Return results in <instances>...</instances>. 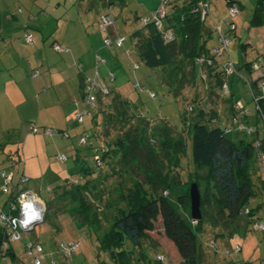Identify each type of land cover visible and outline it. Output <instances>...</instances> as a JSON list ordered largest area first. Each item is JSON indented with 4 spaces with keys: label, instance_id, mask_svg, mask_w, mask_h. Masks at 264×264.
<instances>
[{
    "label": "trees",
    "instance_id": "1",
    "mask_svg": "<svg viewBox=\"0 0 264 264\" xmlns=\"http://www.w3.org/2000/svg\"><path fill=\"white\" fill-rule=\"evenodd\" d=\"M169 1L163 27L148 21L137 29L131 36L133 49L147 66H162L170 85L174 86L177 92H182L187 87H198L199 79L208 102L219 104L225 91L231 92L229 69L237 71L232 62L231 68L227 63L223 67L220 62L221 56L228 49H224L221 37L227 34L230 43L235 29L230 27L229 31L225 32L222 27L216 26L218 39L215 46L209 47L208 41L213 38L214 32L206 22L209 14L202 18L201 11L198 10L207 0ZM209 1L211 6L212 0ZM234 2L238 3L237 0H228V5ZM160 7L161 5L152 13ZM253 20L257 25H264V0L260 1ZM168 35H173V38L169 39ZM56 43L58 42H55L54 46ZM219 47L223 50L217 54L216 49ZM64 49L55 50L65 52L67 49ZM98 57L101 58L99 62L104 61L102 56ZM252 63L245 62L244 66L255 73L258 68L254 69ZM260 67L262 68L258 71L264 72V63ZM112 74L115 77V73ZM85 78L81 84L82 98L85 97ZM258 81L255 78L251 86H257L259 89V93L254 94V103L256 112L264 120V88L263 83L258 84ZM94 93L97 98L95 105L101 106L103 111L108 107L111 113L102 119V132L95 129L93 134L81 135L80 140L86 137L87 141L79 144H88L94 150V156L98 155L99 158H96L94 167H83L79 177L66 178L65 184L61 185L57 192L55 189L52 191L60 198L65 197L58 201L59 205H64L67 201L72 205L71 216L78 220V228H91V214L95 215L94 220L98 227L101 226L103 216H110L106 222L108 224L111 220L109 228L102 236H98L99 250L108 252L109 257L107 260L98 258L96 264H156L151 252L160 249L159 247L165 249V253L157 251L159 254L156 260L159 262H166L168 258L172 264H204L207 251L198 242L203 231V219L226 231L234 226L242 211L248 215L249 222H257V219L264 221L258 216L255 208L248 207L251 197L264 194V163L261 161L264 159V132L262 137L261 126H258L256 121H249L246 104L243 105L244 110L241 113V100H233L231 103V124L226 122L209 126L202 118L195 120L192 134L193 162L196 167L206 171L205 177L208 178L205 190L202 191L200 181L204 175L198 174L196 169L190 171L189 178L184 174L189 167L183 162V157L187 154V143L183 137L174 140L165 135L159 146H156L155 137H146L132 125L129 117H126H132L130 114L133 111L128 100H124L120 94L112 95L110 89L108 92L96 89ZM122 114L125 120L122 119ZM212 116L213 120L217 119L214 114ZM242 119L245 120V130L239 127ZM30 126L31 132H41V126L35 123ZM34 126L38 127L37 131H34ZM61 132L64 136H69L67 131ZM51 133L57 134V131L51 129ZM116 135L119 136L113 137ZM94 139H100V142L94 143ZM65 157L67 158V155ZM22 162L21 159L13 160L15 165H22ZM2 171L6 172L7 176L14 173L8 192L3 189L6 178L3 174L1 183L2 192L10 193L11 196L4 205L0 204V208L10 214L7 204L16 200L21 191L30 190L26 183L28 177L24 172L20 174L19 170L17 173L13 169L9 172ZM24 177L27 179L23 182ZM194 180L200 187L203 212L202 219L196 222L192 218L190 199V185ZM68 186H72V190H68ZM16 213V210L11 212L12 215ZM102 213L105 214L101 216ZM159 220L165 246L158 237L152 236L158 235L159 230L156 228ZM0 228V254L4 256L12 253L13 240H10L11 229L6 219L0 220ZM19 239H24L23 232ZM4 241L8 243L6 249L2 248ZM63 242L71 246L77 243L78 249L83 245L79 241ZM30 243L36 246L41 244L44 253V245L37 239L28 240L25 250ZM62 244L61 251L64 249ZM159 256L164 259L160 260ZM44 258L45 253L40 264H43ZM235 264L250 262L240 260Z\"/></svg>",
    "mask_w": 264,
    "mask_h": 264
},
{
    "label": "rangeland",
    "instance_id": "2",
    "mask_svg": "<svg viewBox=\"0 0 264 264\" xmlns=\"http://www.w3.org/2000/svg\"><path fill=\"white\" fill-rule=\"evenodd\" d=\"M30 1H37V4H35V10H40L38 15H41V12H44L42 9L51 10L52 8H70L72 13L69 14L70 17L66 16L65 19H62L63 23L59 24L60 26L58 28L57 34L59 37L67 38L71 42L76 41L77 37L80 35V30L83 29L77 28V25L81 24L79 18H76L78 17L77 11H80L82 6L96 5L94 1L101 0ZM112 1L115 2V0ZM121 1L126 4V7L123 9V11L117 4L116 7H114V13L108 12L113 15L114 19L117 18L118 21L109 26L107 29H103L102 27L100 31L98 30L99 33L97 35H93V37L96 36V41L102 39L100 44L104 45V52L99 54L96 52V50L95 52L93 51L94 54L96 53L95 57H93L91 53L90 58L87 59L88 61H84L85 71L80 70L82 69L80 67L82 58L79 55L82 54V50H76V60H72L67 52L64 54L65 52L54 51L50 57V63L57 64L58 71L62 72L64 69L67 71L68 62L73 64L72 66L74 75L75 73H77V75L83 73L84 77H97L99 81H104V83L108 85L112 95L115 96V94H120L124 100L129 101V104L132 106L133 111L135 112H131L130 115L132 117H126H129L128 120L132 122V125L134 124L136 128L145 134L146 137H155V142L157 143L156 146H159L160 140L164 139L165 135H167L169 138H173L174 140L181 139V137H183L187 143V154L183 157V162L185 163V166L189 167L184 174L189 178L190 171H194V169H196L198 174L204 175L200 181V187L202 188V191H204L205 185L208 181V178L205 177L206 171L196 167V164L193 162L192 134L194 131L193 127L196 122L195 120L202 118L203 121L209 126H218L221 124H226V122L231 124V121L229 120V118L232 116L230 110L232 106L231 103L233 100H241L242 104H239V108L242 111L241 113H243L244 110L243 105L246 104L247 117L253 121H256L258 126H261V133L264 132V120L262 119L261 115L256 112V103H254V94L259 93V89L257 86H251L254 81L252 78V72L250 69L245 68L244 66L245 62H253L252 67H254V69L255 67H259L258 69L262 68L260 66H262L264 63V25H252L251 18L253 16L254 9H252V12H249L250 4H248V0H245V5L247 4V8L241 7L238 3V8L240 10L234 16L230 9L231 5H228L227 0H212L210 6V8L212 7V13L210 12L206 21L208 25L212 28L215 27V21L211 16L214 17V13H216V19L220 27H222L220 23H223V18V20L225 19L227 21L230 29L232 18V20L235 21V32L237 33L236 37L231 36V41L227 44L228 49H226V53L221 56L222 58L220 60V62L223 63V67L224 64L227 63L229 68H231L232 62L237 68L236 72L228 71V80L232 93L225 91L226 93L221 98L219 104H213L210 101L208 102L205 90H203V86H201V81L199 79L197 82V85H199L198 87H187L182 92H177L175 87L170 85L168 78H166L165 69L162 66H147V64L139 58L135 49L132 47V33L135 32L136 28L144 26L145 16L153 14V10L162 5V1ZM9 7H11L10 9H16V11H18V9H21V11L30 10V8L27 6L18 3V1ZM90 9H92V6ZM137 14H139L140 18L136 17ZM52 17H54L53 20L55 21L54 23L52 22L53 24L50 25L49 28L51 31H54L56 30L55 28L57 25V19L61 18V14L53 13ZM119 17L121 18L118 19ZM65 23H69L70 27L66 28L64 25ZM88 27L90 29L93 28L92 23ZM112 27L114 30H116L115 32L112 30ZM101 31L104 35L102 38ZM53 36L54 37L52 40L58 38L55 33ZM113 36L116 37L113 38ZM105 37L110 38L113 43L106 45ZM119 38H123L124 40L123 44L121 45L118 44ZM217 39V33L214 32V37L208 41V46H215ZM57 42H59L64 48L65 46L68 47L67 44H62L61 40L59 39ZM82 43L83 41H81V45ZM93 48H97V46ZM99 55L107 56V63L104 61L99 62ZM137 65L138 67H136ZM258 69L256 70V78L259 80V84L262 83L260 79H263V76L262 71H258ZM69 71H71V68ZM111 73L116 74V78H114L113 81H111ZM67 80L63 79V81H60L58 87H60V90L63 91V94L66 96L70 95L73 91H76L75 98L78 100L73 99V97H71L72 95H70L68 98H64L66 100L57 110H55L56 122L62 125L57 126L58 129H53L50 128V126H46V128H42L41 132L39 133L31 132L24 135L22 140H19V142L18 140L16 141V139L19 138H17L15 135H12L11 137L14 136L13 139L16 142L11 144V146L8 145V147H13V155L15 156L16 160H23L22 170L29 167L31 170L36 172L37 167H39L40 171L43 172L42 174H36L35 176L30 174L28 175L32 178L29 182L30 186L32 188H35V186L38 187L37 193H39L42 199L45 201L44 205L46 206V213L44 215L45 218L42 222L36 225L34 231L31 230L23 232L24 239L13 240L16 242L14 244V248L17 251L19 257L18 263L27 262L28 258L33 256V254L29 251H23V249H25L26 242L32 239H41L44 242H46V240L53 239L54 243L51 242V252L50 250L47 251V248L45 247V253L48 256V259L53 258L56 264H96L98 263V258L99 260H107L109 257L108 252L105 250H99L100 239H98V236H102L109 228L108 224L110 225L111 220L108 221V224L106 222L108 219H110V216L105 218V216H103L105 213H102L101 216H103V220H101V226L98 227L97 222L94 220L95 215L91 214V228L88 229L86 226L85 229L78 228L77 223L71 222V218L73 219L75 217L71 216L73 214V210L72 205L68 204L69 201H67L68 203L65 202L67 204L64 203L65 207L62 205L63 203L60 205L58 204V201L64 196L60 198L58 195H56V192L61 185L65 184V179L70 178L71 176H80L81 170L78 167L79 165L77 164L75 157L77 152L80 151L81 155L87 154L89 157L88 165L90 167H94L96 165V156H94V150L89 147L88 144L84 146L79 144L81 135H86L87 133L93 134V128L102 132V119L105 115H110L111 113L108 107L107 110L105 109L103 111L101 106L87 104L86 100L82 98V92L79 90L81 87L79 86V82L76 83L74 80V82L71 80L68 82ZM72 104L76 106V110ZM69 106L73 107L74 110L72 111L68 109V122L62 116V114H66L64 108H69ZM213 114L217 116L216 120H213ZM81 115L82 117L80 118ZM121 116H123V114ZM122 119L125 120V117L123 116ZM236 122L237 120H235V123ZM244 122V119L239 122L242 130H245ZM51 129L56 130L57 134H52L50 131ZM61 131H67L69 136H64L61 134ZM1 133H3V135H1ZM1 133L0 137L2 139L7 137L6 132ZM28 136H31L32 139L34 136H36L37 139L40 138L38 139L39 143H36L37 141L35 138L34 140L29 141L30 146H25ZM118 136L119 135L113 137L117 138ZM246 137L248 138V135H246ZM56 140L58 144L55 143ZM93 141L96 143L97 140L94 139ZM24 147L27 148L26 154L24 153ZM37 149L44 152L42 158L36 155ZM0 152L2 153V151ZM19 152L21 153L20 157L18 156ZM1 153L0 159L2 157V166H4L3 168H5V171L9 172L13 166L10 164L8 165L6 161L3 162V157L6 155L2 156ZM63 154L67 155L66 159L61 158L60 155ZM261 161H263V159ZM194 179L196 180V177ZM49 188H51V191L48 190ZM68 188V190H72V186H68ZM52 189H55L56 192L52 191ZM25 191L31 190L25 189ZM37 193L35 194L37 195ZM10 196V193L7 194L0 190L1 204L4 205L6 202H8ZM248 207L255 208L258 216L264 219V194L251 197ZM235 221L236 222L233 224L234 226L231 229H227L226 231L221 227L212 226L210 222H208L206 219H203V231L200 233L198 242L202 245L207 244V246H209L208 249L211 250L210 256L212 255L214 258L216 256L215 251L218 247L219 249H227L230 251L231 254L228 256L231 255L236 260L240 261L244 260V258H247V261H249L250 264H264V230L261 229L263 220L257 219V222H249L248 215L242 211ZM157 224L158 225L156 229L159 230L158 235L152 234V236L158 237L164 245V236H162V224H160V220ZM232 233L234 235L230 236ZM63 241H67L69 243L79 241L83 245L74 251L65 252V250H60V245ZM214 244L217 245V247L214 246ZM19 246H23V249H21ZM159 248L160 249L151 252L153 258L155 259L157 258V251L160 253H165L164 248ZM1 256L2 255H0V258H2ZM159 259L162 260V258ZM166 259L167 264L171 263L170 259ZM9 261H12L11 257H9ZM166 262H163V264H166Z\"/></svg>",
    "mask_w": 264,
    "mask_h": 264
},
{
    "label": "crops",
    "instance_id": "3",
    "mask_svg": "<svg viewBox=\"0 0 264 264\" xmlns=\"http://www.w3.org/2000/svg\"><path fill=\"white\" fill-rule=\"evenodd\" d=\"M17 1L18 3H21L27 6L28 8H30V10L21 11L20 9H18V11H16V9H10L11 7L9 6L13 5V3H16ZM237 1L241 7L247 8V4L245 5L246 2L245 0H237ZM248 1H249L248 4H250L249 12H252V9H254L253 16L251 18L252 25L254 24L255 26H262L255 24L253 20V17L256 11L258 10V6L261 0H248ZM94 3L96 5L82 6L80 11H77L78 17L76 18H79L81 22V24L77 25V28H83V29L80 30V35L77 37L76 41L70 42V40H68L67 38L59 37L57 34L58 28L60 26L59 24L63 23L62 19L63 18L65 19L66 16H69V14L72 13V11H70V8L68 7L52 8L51 10L42 9L44 10V12H41V15H38V13H40V10H35V4H37V1L33 2L30 0H0V133L6 132L7 135V137L3 136L5 137L4 139L0 137V151H2V153L1 152L0 153L2 154V156L6 155L5 157H3L4 158L3 162L6 161L8 165L9 164L12 165L13 167L12 166L11 167L16 173L19 170L20 174L24 172L27 175L28 177V180L26 181V183L28 184L27 186L31 191L35 193H37L38 187L35 186V188H32L30 186L29 182L31 181L32 178L28 174L35 176L36 174H42L43 172L40 171L39 167H37L35 172L31 170L29 167L25 168V165H24L25 169L22 170L23 164L15 165L12 162L13 160L16 159L15 156L13 155L14 149L13 147H8V145L11 146V144L15 143L17 140L19 142V140H22L24 135L31 133V128H30L31 123L33 124L35 123L38 126H41L42 128H46V126H50V128L53 129L54 128L58 129L57 126L62 125L56 122L55 110H57L66 100L64 98H68V96L70 95H72L71 97H73V99H77V98H75L76 91H73L70 95L66 96L63 94V91L60 90V87H58V85L60 84V81H63V79L64 80L68 79L67 80L68 82L69 80H71L72 82L75 81L76 83L79 82V86H81L83 82L84 74L80 73L79 75H77V73H75L76 75L75 76L73 74L74 73L72 66L73 64H70L68 62H67L68 64L67 71L64 69L62 72L58 71L57 64L50 63V57L53 54V52L56 51L54 48V43L57 42L59 39L61 40L62 44L65 45L67 44L68 47L65 46L67 50L65 51L64 54H66L67 52L70 58H72V60L77 59L75 56L77 52L76 50H82V54L79 55L82 58V63H83L80 64V66L82 65V69L80 70L85 71L84 61L86 62L88 61L87 59L90 58L91 53L92 56L95 57L96 54V53L94 54L95 50L99 54H101V52H104L103 50L104 45L100 44L102 40L101 38L104 37L102 31L100 38L101 40L96 41L97 40L96 36L93 37V35H97L102 28L101 14L108 12L114 13L113 12L114 7H116L117 4L120 6V9L122 11L126 7V4L123 3L121 0H115V2L112 0H101V1H94ZM91 6L92 9H90ZM52 11L54 14H59V13L61 14V18L57 19V25L55 28L56 30L54 31H51V29L49 28V26L52 25L55 21L53 20L54 17H52L53 14ZM215 14L216 13H214V17L211 16L212 14L210 15L212 19L215 21V27L214 28L210 27L214 32L216 30V26H218L219 24L217 22ZM136 17L140 18L139 14H137ZM120 18L121 17H119L118 19ZM117 21H118L117 18H115L114 23H116ZM222 22L223 23H220L222 29L226 32L229 31V26L227 24V21L225 19L223 20L222 18ZM91 23L93 25V28L90 29L88 26ZM64 25L66 26V28L70 27L69 23H65ZM139 28H136V30ZM112 30L114 32L116 31L113 29V27ZM30 32H32L34 35V41H35L34 43H29L25 39L26 34ZM214 32L212 33L213 37H214ZM54 33L57 35L58 38L52 40V38L54 37L53 36ZM236 36L237 33L235 32V34L232 37H236ZM115 37L116 36H113V38ZM81 41H83L82 45H81ZM96 46L97 48H93ZM132 47H133V40H132ZM101 56L103 57L104 62L107 63V58H106L107 56L104 55ZM70 68L71 71H69ZM36 71L38 73H36ZM256 73L257 71L255 73L254 72L252 73V78L254 80L257 76ZM114 78H116V74ZM111 81L113 80L111 79ZM101 82L104 83V81L102 80ZM81 88L82 86L79 88L80 92H81ZM72 106H74L76 110V106L74 104H72ZM68 109L73 111L74 108L70 106L69 108H64L66 114L63 113L62 116L67 121L69 119ZM249 121L254 122L250 118ZM93 130H95V128H93ZM1 135H3V133H1ZM12 135L17 136V138L19 139H16V141H14L13 139L14 136L11 137ZM261 136L263 137L262 133ZM35 138L36 136H34L33 139L31 138V136H28V138L26 139L25 146L29 145L30 144L29 141L34 140ZM38 139L36 138L37 144L39 143ZM98 142H100V139L96 141V143ZM55 143L58 144L57 140L55 141ZM24 148H25L24 153L26 154L27 148L26 147ZM43 153L44 152L37 149L36 155L42 158ZM20 155L21 153L19 152L18 156L20 157ZM75 157H76V162L79 165L78 167L81 171L83 167L84 168L90 167L88 165L89 157L87 156V154L81 155L79 151L77 152V155H75ZM0 163H1L0 164V172H1L2 170L5 169L3 168L4 166H2V157L0 159ZM2 181L3 179L1 172L0 190L2 186L1 184ZM48 190H50V188ZM71 222L77 223V220L75 218L73 219L71 218ZM1 233L2 231L0 228V236ZM230 236H233V234ZM37 240H40L43 243L44 253H45V247L47 248V251L50 250L51 252L52 249L51 242L54 243L53 239L46 240V242L42 241L41 239H37ZM15 243L16 242L13 241V243L11 244L12 253L4 254V256L3 255L1 256L2 258H0V264H35L33 256H31V258H28L27 262L18 263L19 257L17 251L14 248ZM202 246L207 251V257L205 259L206 261L204 264H235V262L239 261L234 259L233 256L231 255L228 256L229 254H231L230 251H228L227 249L226 250L219 249L218 247H217L218 250L216 249L215 252L216 254L215 258L212 255L211 257L210 256L211 250L208 249L209 246H207V244H204ZM19 247L23 249V246H19ZM24 250L25 249H23V251ZM12 254H14V256H12ZM157 254L159 253L157 252ZM9 257H11L12 259L11 262L9 261ZM244 260L247 261L248 259L244 258ZM155 261L156 264H163V262H159L156 259ZM54 263L55 260L53 258L48 259V256L45 253V260L43 264H54Z\"/></svg>",
    "mask_w": 264,
    "mask_h": 264
},
{
    "label": "built area",
    "instance_id": "4",
    "mask_svg": "<svg viewBox=\"0 0 264 264\" xmlns=\"http://www.w3.org/2000/svg\"><path fill=\"white\" fill-rule=\"evenodd\" d=\"M163 1L161 7L155 11L151 16L144 18L145 24H147L148 21H153L154 24H156L157 26L163 27V21L165 19V17L167 16L168 12H167V6L168 3L170 2L169 0H161ZM231 6V11L233 16L236 15L239 12V6L238 3L234 2L232 4H230ZM199 11H201V15L202 18H206V15L210 14V1L207 0L204 3H202L199 8ZM231 27L232 30H234L236 28L235 22L232 20L231 18ZM115 19L113 17V15L109 14V13H105V14H101V27H103V29H107L109 26H111L112 24H114ZM169 39L173 38V35H168ZM25 39L27 42L29 43H34V36L33 33H28L25 36ZM123 38H119L118 39V44L121 45L123 44ZM105 43L107 45L111 44V39L110 38H106L105 39ZM221 43L222 45H224V48H228V35H222L221 37ZM55 49L58 51H64V47L61 44L56 43L55 44ZM223 49L221 47L216 49V53L219 54ZM98 61H101V58L98 57ZM138 66V65H137ZM259 68V67H257ZM233 69H229V72H231ZM36 73H38L36 71ZM262 83H263V88H264V72H262ZM111 78H114V75H111ZM84 93H85V97L84 99L86 100L87 104L92 105V104H96V96H95V90L96 89H100L102 92H108L109 88L107 85H105V83H102L98 80L97 77H86L84 79ZM82 117V115L80 116V118ZM239 127H241L239 125ZM242 128V127H241ZM38 127L34 126V131H37ZM51 131V130H50ZM87 139L86 137H82V139L79 141L80 144L82 143H86ZM61 158L66 159L65 155H61ZM96 158L98 159L99 156L96 155ZM264 161V159H263ZM3 176H5V185L3 186V189L5 192H8L10 189V183L11 180L13 178L14 173L12 172V174L10 176H7L6 172L2 171ZM27 178L24 177L23 182L26 180ZM42 203V204H40ZM10 208V214L6 213L4 210H1L0 213V220L2 221L3 219H6L7 222L10 225V232L9 235L11 236L10 240H15V239H19L22 237V232H27V231H31L33 229H35L36 225H38V223L42 222L44 220V215L46 213V206L44 205V201L41 199V197L39 196V194H35L32 191H21L18 194V197L16 200L14 201H10L7 204ZM36 207V208H35ZM14 210H16V214L12 215L11 212H13ZM196 222V220H194ZM258 227V226H257ZM259 228V227H258ZM261 229L264 230V221L262 222V226ZM8 247V243L6 241H4L3 244V249H6ZM62 247L64 248L63 250H65V252H71L72 250H75L78 247L77 243H74V245H68L66 242H63ZM30 252L33 254L34 259H35V263L36 264H40L41 263V258L44 257V253H43V246L41 244L39 245H33L32 243H30L27 247V252ZM160 258L163 259V256H159Z\"/></svg>",
    "mask_w": 264,
    "mask_h": 264
},
{
    "label": "water",
    "instance_id": "5",
    "mask_svg": "<svg viewBox=\"0 0 264 264\" xmlns=\"http://www.w3.org/2000/svg\"><path fill=\"white\" fill-rule=\"evenodd\" d=\"M191 213L194 220L202 219L203 212L201 211L202 195L198 183L193 181L190 185Z\"/></svg>",
    "mask_w": 264,
    "mask_h": 264
},
{
    "label": "clouds",
    "instance_id": "6",
    "mask_svg": "<svg viewBox=\"0 0 264 264\" xmlns=\"http://www.w3.org/2000/svg\"><path fill=\"white\" fill-rule=\"evenodd\" d=\"M211 12V11H210ZM40 196V195H39ZM42 199V198H41ZM44 201V200H43Z\"/></svg>",
    "mask_w": 264,
    "mask_h": 264
},
{
    "label": "bare ground",
    "instance_id": "7",
    "mask_svg": "<svg viewBox=\"0 0 264 264\" xmlns=\"http://www.w3.org/2000/svg\"><path fill=\"white\" fill-rule=\"evenodd\" d=\"M41 204V203H40ZM36 208V207H35Z\"/></svg>",
    "mask_w": 264,
    "mask_h": 264
}]
</instances>
